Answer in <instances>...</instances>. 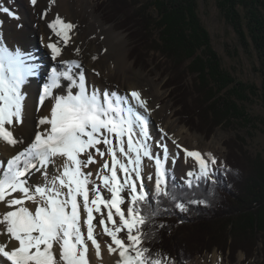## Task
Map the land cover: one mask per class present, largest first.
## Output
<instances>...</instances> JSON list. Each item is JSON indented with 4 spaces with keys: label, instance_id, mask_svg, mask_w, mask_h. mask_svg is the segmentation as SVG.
I'll return each mask as SVG.
<instances>
[{
    "label": "snow or ice",
    "instance_id": "obj_1",
    "mask_svg": "<svg viewBox=\"0 0 264 264\" xmlns=\"http://www.w3.org/2000/svg\"><path fill=\"white\" fill-rule=\"evenodd\" d=\"M30 3L35 6L37 0ZM0 12L18 19L2 3ZM48 27L58 38L47 45L56 61L62 54L60 44L67 46L76 25L57 15ZM75 51L78 55L80 49ZM32 60L0 39V141L11 147L24 145L6 163L0 160V203L9 209L0 214V235L8 238L0 243V264H88L89 241L96 256L101 254L98 226L110 238L109 254L119 256L116 264H175L146 246L150 233L145 227L163 201H172L180 212L188 211L169 187L170 153L163 143L168 137L163 129L155 143L159 151H153L147 99L137 90L121 95L98 89L87 81L79 60L59 61L38 94L37 111L51 100L49 114L39 118L34 138L25 145L12 128L23 123L25 87L38 75ZM183 151L198 170L187 174V187H193V178L210 179L216 158L211 153ZM145 159L155 167L154 177H146L148 182L154 179L152 189L145 183ZM171 159L175 163V156ZM97 164L93 172L90 166ZM36 173L43 183L33 181Z\"/></svg>",
    "mask_w": 264,
    "mask_h": 264
},
{
    "label": "trees",
    "instance_id": "obj_2",
    "mask_svg": "<svg viewBox=\"0 0 264 264\" xmlns=\"http://www.w3.org/2000/svg\"><path fill=\"white\" fill-rule=\"evenodd\" d=\"M119 2L125 9H133L132 6L136 5L134 12L128 17L124 16L123 20L130 28L128 30L132 37L137 39V44L143 41L145 51L153 49L168 60L170 66L165 69L164 74L169 76V72L172 73L169 84L180 91L178 87L181 86L180 77L183 74L178 75L176 70L182 71L180 67L183 66V73L188 75L186 79L194 83L190 86L188 94H183L184 97L189 96V102L182 96L176 100L181 116L191 119L189 121L185 118L187 123L195 124L194 116L199 118L204 114L208 115V111L215 118L218 109L224 110L221 119L215 124L221 128L230 126L235 120L245 118L246 123L252 120L238 105L242 95L237 90V82L225 73L221 62L216 61L213 64L198 57V50L206 46V43H200L199 40L205 41V38L208 40V33L199 18L196 0H119ZM253 4L257 5L256 2ZM122 13L123 11L119 12L118 18H121ZM174 31L178 38H173ZM156 34L160 42L155 41L157 45L151 48L149 43ZM190 40L192 44L188 43ZM262 47L264 48L263 45ZM256 48L259 50L262 74L259 96L264 106V49L261 45ZM176 54L180 56L175 58ZM203 122L208 124L206 119ZM204 128L199 127L198 130L204 131ZM228 146L232 152L234 147L231 143ZM246 161L241 162L237 155H230L212 178L194 180L191 188L187 187V184L170 180L169 187L173 188L187 204L188 211L180 212L174 208L172 201H163L158 214L145 227V231L150 233L146 246L153 253L159 252L170 257L175 264H186L196 255L211 252L213 249L228 257L226 251L230 250L232 259L237 251L244 252L249 258L256 251L259 242L262 244L264 255V171H259L256 164ZM262 164L264 166V163ZM253 168L258 172H253L250 176ZM244 188L246 192H243ZM189 200L205 203L193 204L188 203ZM239 218L243 224L240 223L239 228L235 226L229 229L228 222L232 223L236 219L237 224Z\"/></svg>",
    "mask_w": 264,
    "mask_h": 264
},
{
    "label": "rangeland",
    "instance_id": "obj_3",
    "mask_svg": "<svg viewBox=\"0 0 264 264\" xmlns=\"http://www.w3.org/2000/svg\"><path fill=\"white\" fill-rule=\"evenodd\" d=\"M1 1L2 0H0V2ZM253 2H256L257 5L255 6ZM92 3L95 5L94 12L99 15L104 26H113L112 30L114 32H121L125 35L127 47L126 58L130 64V70L133 73L137 72L141 77L154 78L155 82L161 86V92L164 93V95L157 102V105L168 106L172 119H177L180 124L185 127L183 130L184 139L181 141L180 138H177L176 140L180 139L188 149H197L202 154L211 153L216 158L217 164L212 167L211 178L213 173L225 163L226 158L234 154L237 155L238 160L241 162L248 160L251 162L250 164H256L259 171H264V166L262 164L264 163V106L259 96L262 88V74L260 71L259 50L256 48L258 45H261V48H263L262 45L264 46V0H196L199 18L208 33V40L206 38L205 41L199 40L200 43H206V46H202L201 49L198 50V57L203 59L204 62L209 61L213 64L216 61L221 62L225 73L237 82V90L242 95L238 105L241 106L242 112L252 119L246 123L243 117L244 119L235 120L230 126L222 128L215 124L217 120L221 119L224 110L219 111L218 109V115H216L215 118L211 116L209 111L208 115L210 116L207 114L199 118L194 116L195 124L193 125L185 121L186 117L184 118L181 116L180 108L176 105V100L178 98L180 99L182 96L189 102V96L186 95L184 97L183 94H188L190 86L194 85V83H191L190 79H186L188 75L185 74V72L183 73L184 66L180 67L182 71H176L178 75L182 73L183 76L180 77L181 86L178 87L180 91H177L176 88L172 87V84L170 85L168 82L171 79L170 76H172V73L169 72V76L166 73L164 74L165 69L170 66L168 60L165 59V57H161V55L153 49L146 48L147 51H145L143 41L137 44V39L132 37V33L128 30V25L123 20L124 16L128 17V15L134 12L133 9H135L134 6L136 5L132 6L133 9H125L119 0H92ZM122 11L121 18H118L117 15ZM172 36L173 38H178L176 31L173 32ZM151 41L152 42L149 43L151 44L150 47L154 48L155 45H157L155 41L160 42L158 35L156 34ZM188 43H191V40L188 41ZM179 56V54H176L174 57L177 58ZM172 72H174V70H172ZM118 93L124 94L123 92ZM51 104L52 101H50L45 110L49 108ZM151 104L152 101H148V106H151ZM205 119L208 124H203V120ZM186 120L191 121L189 117H187ZM199 127H205V130L199 131ZM212 128L214 130H212ZM149 131L151 134V128H149ZM157 132L158 130L155 129L152 134L154 152L159 151L155 148V143L158 141L155 136ZM230 143L234 147L232 152L229 150L228 146ZM232 146L230 147L233 148ZM180 149L181 148H177L176 145H174L173 149L169 148L170 159L166 167L170 171V176L171 174L172 176L174 175V180H176V182L184 184L189 179L187 174L189 172H198V170L194 166L192 159L186 158L185 154H181L182 150L180 151ZM172 156H175V163L172 162ZM248 161H246V163ZM185 164L188 166L187 168ZM144 165L145 183L149 189H152L154 187V179L152 182H148L146 177L148 174H152L154 177V163L145 159ZM183 167H185V169H183ZM253 172L256 173L258 171H255L253 168L250 171V176ZM243 190V192H246V188ZM127 195V192H125L124 196L127 197ZM123 207L126 209L127 203L123 205ZM240 220L241 218H239L237 224L236 219L232 221V223L228 222L229 229L235 226L239 228L240 223L243 224V221L241 220L242 222H240ZM247 224H249V222H247ZM98 235L101 236L104 234L101 231ZM230 252V250L226 251V253L229 254L228 257L218 252L216 249H213L211 252H204L200 255H196L193 260L186 264L264 263L261 242L258 243L256 251L253 254L251 253L252 255H250L249 258L245 256L244 252L237 251L232 259L230 257Z\"/></svg>",
    "mask_w": 264,
    "mask_h": 264
},
{
    "label": "bare ground",
    "instance_id": "obj_4",
    "mask_svg": "<svg viewBox=\"0 0 264 264\" xmlns=\"http://www.w3.org/2000/svg\"><path fill=\"white\" fill-rule=\"evenodd\" d=\"M0 3L9 7L18 17V19H13L0 12V39L10 50L19 48L30 55L33 58L31 62L35 63L38 68V75L30 78V83L25 87L27 99L25 100L23 123L12 128L14 136L23 138L25 145L34 138L39 118L48 115L51 108L49 105V108L45 110L51 101L46 100L44 106L37 111L39 85L47 79L46 66L50 71L51 67L58 66L59 61L76 59L81 62L90 85L101 90L123 92L124 94L133 90L140 91L143 98L152 101L151 106H148L151 112L149 117L151 135L153 130L157 129L158 132L155 136L159 141L163 135L161 132L163 129V132L168 134V137L163 139V143L167 142L169 148L173 149L174 145L179 143L181 154H184L183 149H188L181 142L184 139L183 130L185 127L177 119H172L168 106L157 105L164 95L161 92V86L155 82L154 78H144L130 70V64L126 58L125 35L121 32H114L113 26L102 24L99 15L94 12L95 5L92 0H54V2L52 0H37L35 6L30 3V0H2ZM57 15L65 21L73 23L76 27L71 33V39L67 46L60 44L62 47L61 56L53 61L47 45L50 42H56L58 38L48 25L55 20ZM77 48L80 49L78 55L75 51ZM47 74L49 73L47 72ZM177 138H180L181 141L180 139L176 140ZM173 140L176 141L175 144ZM23 146L11 147L0 141V160L6 163L7 159L15 155ZM90 167L95 172L99 164ZM53 170L50 167V173ZM33 181L43 183V177L36 173ZM28 206L31 209L35 208V205L31 203ZM8 210L4 203H0V214ZM101 231L102 229L98 226L96 238L100 244V257L96 256L95 247L89 241V249L86 254L88 264H116L119 256L116 253L109 254L107 244L110 243V238L106 235H98ZM7 239V236L0 235V243L7 242Z\"/></svg>",
    "mask_w": 264,
    "mask_h": 264
}]
</instances>
